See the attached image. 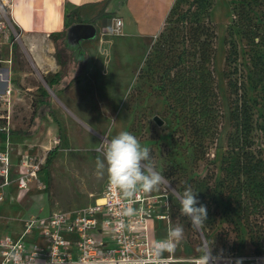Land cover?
Returning <instances> with one entry per match:
<instances>
[{"label":"rangeland","instance_id":"obj_1","mask_svg":"<svg viewBox=\"0 0 264 264\" xmlns=\"http://www.w3.org/2000/svg\"><path fill=\"white\" fill-rule=\"evenodd\" d=\"M146 6L151 29L165 18L153 37L100 29L82 50L69 51L63 40L55 46L18 31L12 48H3L1 67L8 71L12 97L11 110L0 106V115L10 111L14 131L26 136L14 153L42 150L53 137L61 144L39 174L46 189L34 187L17 202L11 186L0 210L8 227L0 234L19 236L20 222L31 214L93 203L108 182L106 173L97 174L94 149L111 129L112 136H136L166 178L150 194L166 195L160 209L169 221L149 222L150 244L166 240L169 225H182L177 256L199 258L201 248L212 245L213 264H232L231 255L264 252V0H150ZM125 15L130 11L114 18L123 21ZM72 57L75 78L64 93L47 90L54 114L40 126L33 121L38 130L27 136L39 87L52 68L48 58L60 63L62 74ZM189 185L207 208L199 228L181 215L171 190L182 193Z\"/></svg>","mask_w":264,"mask_h":264},{"label":"built area","instance_id":"obj_2","mask_svg":"<svg viewBox=\"0 0 264 264\" xmlns=\"http://www.w3.org/2000/svg\"><path fill=\"white\" fill-rule=\"evenodd\" d=\"M12 8V0H0V82L6 84L0 91V106L8 105L10 110V79L4 77L1 65L5 62L3 48H12V36L15 39L19 36ZM123 27V21L114 18L110 33L121 34ZM11 117L10 111L6 116L0 115V121L4 122H0V210L11 195L12 185H16L17 202L25 200L34 187L40 191L46 189L39 174L61 144L59 138L53 137L42 150L27 148L14 153L15 144L23 143L25 136L14 131ZM164 197L166 195L139 193L129 201L110 187L108 181L93 203L83 208L51 211L47 215L31 214L20 222L19 236L3 231L0 234V264H153L149 222L169 221V214L160 209L163 201L160 199ZM127 208L134 209V214L126 215ZM4 219L0 212V228L6 225ZM196 259L165 251L158 264H194ZM231 259L264 264V255Z\"/></svg>","mask_w":264,"mask_h":264},{"label":"clouds","instance_id":"obj_3","mask_svg":"<svg viewBox=\"0 0 264 264\" xmlns=\"http://www.w3.org/2000/svg\"><path fill=\"white\" fill-rule=\"evenodd\" d=\"M89 131L92 132V129L89 128ZM94 151L97 153V174L102 177L106 173L109 186L117 189L129 201L139 193L159 191L161 184L166 182V178L155 170L149 149L142 146L138 138L129 131H120L112 136L110 129L102 136ZM171 190L179 202L181 215L187 217L194 227H202L208 219L207 208L197 199V192L190 185L182 193L175 188ZM125 214L133 215L134 209L127 208ZM183 239V226L169 225L168 238L153 245V264H158L165 251L174 252ZM211 246L201 248L202 255L194 264H213L215 257L211 255Z\"/></svg>","mask_w":264,"mask_h":264},{"label":"crops","instance_id":"obj_4","mask_svg":"<svg viewBox=\"0 0 264 264\" xmlns=\"http://www.w3.org/2000/svg\"><path fill=\"white\" fill-rule=\"evenodd\" d=\"M149 1L150 0H12V16L23 38L45 37L50 43H54L55 46L58 40L52 39L50 35L58 34L65 30V25L67 23L66 16L69 14L73 15L72 25L75 23H94L100 27L104 18L114 19V16L120 17L124 12L129 13L130 11V15H125L123 19V31L127 34L139 33L144 36L153 37L160 30L165 18L158 23L155 29H151L148 17L145 16L147 10L146 4ZM31 46L33 47L34 45ZM32 59L34 61V58ZM36 61L37 63L35 64H41L39 59L36 58ZM66 62L68 65H72V74L77 71L78 68H74L75 63L78 64L75 58H69ZM48 65L52 68L51 70H47L46 75L56 74L61 71V65L55 58H48ZM55 66H57V68L59 67V69L54 70ZM4 73L6 76L8 71ZM74 76L75 75L71 76L70 79L73 80L75 78ZM65 91H63V93ZM9 191H11V189ZM237 261H247L250 264H254V262L250 260H232L231 263L234 264Z\"/></svg>","mask_w":264,"mask_h":264},{"label":"trees","instance_id":"obj_5","mask_svg":"<svg viewBox=\"0 0 264 264\" xmlns=\"http://www.w3.org/2000/svg\"><path fill=\"white\" fill-rule=\"evenodd\" d=\"M70 18H71V20H70ZM72 21H73V15L69 14L68 16H66V22L67 23L65 25V30L61 33H58V34H51L50 37L52 39H55V40H59V39L64 40L68 28L73 23ZM62 43L65 46L63 41H62ZM66 50H67V48H66ZM71 68H72V65H71ZM71 68L67 73L48 74L44 77L45 82L50 87V89L52 90L53 93H56L58 90H60V92H63L70 85V83L72 81L70 79L71 75H72V72H71L72 69ZM53 114H54V112H53L52 107H51V95L49 94V92L47 91V89L44 86H40L39 87V96H38V101H37V108L33 113L32 122H31L32 133H29V134L27 133L26 135L27 136L33 135L38 130V127L33 125V121L35 123H38L37 126H40L42 121L48 115H53ZM35 119H36V121H35ZM24 136H25V134H24ZM246 147H248V146H246ZM52 156H53V154H52ZM52 156H50V158L48 159V164L51 162ZM246 156H248V155L246 154ZM245 161H247L246 158H244V162ZM252 255L262 256V255H264V252L263 251H257L254 249V251L252 252ZM242 256H245V255L243 253H239L238 256H236V257H242ZM229 257L233 258V257H235V255H231Z\"/></svg>","mask_w":264,"mask_h":264},{"label":"water","instance_id":"obj_6","mask_svg":"<svg viewBox=\"0 0 264 264\" xmlns=\"http://www.w3.org/2000/svg\"><path fill=\"white\" fill-rule=\"evenodd\" d=\"M112 24L113 18H104L99 28L98 25L94 23H75L71 25L66 32V37L64 40L65 47L69 51L74 49L75 51H77L78 49L82 50L83 42L96 39L98 37L100 29L109 32L111 30ZM75 51L73 52V56L79 58L77 57L78 52ZM44 87L51 94H54L45 81ZM155 121L157 122V124L162 125V121L158 117H155Z\"/></svg>","mask_w":264,"mask_h":264}]
</instances>
